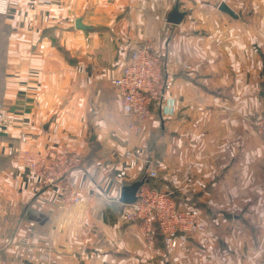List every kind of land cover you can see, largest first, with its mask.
Wrapping results in <instances>:
<instances>
[{
	"label": "crops",
	"instance_id": "1",
	"mask_svg": "<svg viewBox=\"0 0 264 264\" xmlns=\"http://www.w3.org/2000/svg\"><path fill=\"white\" fill-rule=\"evenodd\" d=\"M175 4L177 24L167 21ZM145 39L161 55L173 112L153 107L139 121L122 113L110 79ZM0 105V256L15 260L20 242L49 245L54 264H264V140L252 123L264 113V0H10ZM9 146L75 152L81 201L61 209ZM128 149L138 161L126 175ZM146 161L198 209L178 261L119 214L120 187Z\"/></svg>",
	"mask_w": 264,
	"mask_h": 264
},
{
	"label": "built area",
	"instance_id": "2",
	"mask_svg": "<svg viewBox=\"0 0 264 264\" xmlns=\"http://www.w3.org/2000/svg\"><path fill=\"white\" fill-rule=\"evenodd\" d=\"M10 0H0V14L8 11ZM163 65L159 55L154 52L150 41L136 45L129 54L127 62L110 84L117 89L122 113L139 121L150 118L153 107H158L163 115L173 112V103L166 94L162 75ZM2 105H0V111ZM255 131L264 140V113L252 119ZM129 128L138 131L139 126L128 122ZM56 131V125L51 127ZM24 135L19 140L24 141ZM8 154L17 159L29 170L40 189L54 190L59 195L61 207L69 208L81 201L79 185L74 170L79 157L75 152L59 151L50 155L25 148L8 147ZM126 159L122 166L125 174L132 172L137 164V156L131 151L124 153ZM147 162L146 161V165ZM147 175L154 177L156 171L148 169ZM117 199V197H116ZM115 199V200H116ZM122 220L135 224L144 241L154 247L156 231L171 261H178L177 251L187 245L193 233L199 230L198 209L185 206L176 194L167 188H155L142 181L136 191V198L130 204H120ZM13 248L17 258L10 260L0 256V264H54L55 258L49 245H29L15 242Z\"/></svg>",
	"mask_w": 264,
	"mask_h": 264
},
{
	"label": "water",
	"instance_id": "3",
	"mask_svg": "<svg viewBox=\"0 0 264 264\" xmlns=\"http://www.w3.org/2000/svg\"><path fill=\"white\" fill-rule=\"evenodd\" d=\"M218 8L228 13L229 15L235 16V13L232 11V9H230V7L225 2L219 3ZM183 15H184V12L179 11L178 5L175 4L168 14L167 21L170 23L177 24L181 21ZM76 26L84 27V25L80 23V19L76 20ZM93 137L94 135L91 132L90 139H92ZM141 183H142V180H135L127 185L121 186L116 200L121 204H130L134 202L136 198L137 188L139 187Z\"/></svg>",
	"mask_w": 264,
	"mask_h": 264
},
{
	"label": "trees",
	"instance_id": "4",
	"mask_svg": "<svg viewBox=\"0 0 264 264\" xmlns=\"http://www.w3.org/2000/svg\"><path fill=\"white\" fill-rule=\"evenodd\" d=\"M3 16L4 15L0 14V20H2V21H3ZM2 24H3V27H4L6 23L2 22ZM154 138H155V136H152V141H153ZM150 145H151V148L155 150L156 155H159V153H160V143L156 144V143L153 142V143H150ZM148 168H149V166L146 165V169L147 170H148ZM136 180H142L144 182H147L150 186L155 187V188H160L161 187L160 180L157 179L156 176H154V177L148 176L147 172L145 173V169L143 170V172H141L139 174V176L137 177ZM129 183H131V182H127L124 185H127ZM34 213H36V212H34ZM155 236L158 238V240H161V236H160L158 231H156Z\"/></svg>",
	"mask_w": 264,
	"mask_h": 264
},
{
	"label": "rangeland",
	"instance_id": "5",
	"mask_svg": "<svg viewBox=\"0 0 264 264\" xmlns=\"http://www.w3.org/2000/svg\"><path fill=\"white\" fill-rule=\"evenodd\" d=\"M10 4V3H9ZM9 6V5H8ZM8 9H9V7H8ZM8 12V11H7ZM6 12V13H7ZM5 13V14H6ZM5 14H2V15H5ZM150 41V43H152V41L150 40V39H145V40H141V42H143V41ZM140 42V43H141ZM152 45H153V43H152ZM153 47H154V45H153ZM154 52L157 54V55H159V57H160V59H161V63H162V65H163V61H162V58H161V55L156 51V49H155V47H154ZM257 114H255L253 117H252V119L256 116ZM253 123V122H252ZM56 128H57V126H56ZM157 128H159V126L157 127ZM157 132H159V131H157ZM9 147H13V146H9ZM13 148H15V149H17V148H19V147H13ZM68 152V151H67ZM149 155H151V154H149ZM151 168V167H150ZM148 170L147 169H145V173L147 172ZM156 171V170H155ZM125 174V173H124ZM127 175V174H126ZM156 178H157V171H156ZM163 187V186H162ZM162 187H160V188H162ZM57 197H58V204H59V206H60V208L62 209L63 207H61V205H60V202H59V195H58V193H57ZM63 209H67L68 210V208H63ZM39 246H42V245H39Z\"/></svg>",
	"mask_w": 264,
	"mask_h": 264
}]
</instances>
